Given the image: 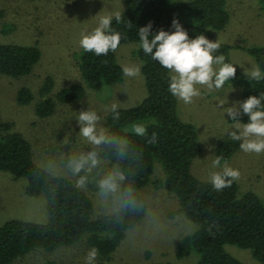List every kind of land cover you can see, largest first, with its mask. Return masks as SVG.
<instances>
[{"label":"rangeland","instance_id":"1","mask_svg":"<svg viewBox=\"0 0 264 264\" xmlns=\"http://www.w3.org/2000/svg\"><path fill=\"white\" fill-rule=\"evenodd\" d=\"M226 6L229 19L223 28L215 29L213 33L219 41L230 45L228 55L237 70H251L258 63L248 47L264 45V0H226ZM125 8V0H0V41L36 45L40 50L39 59L30 72L19 76L0 72V119L10 121L13 130L30 142L33 158L42 167L48 157L87 148L78 135L76 118L81 110H95L101 117V126L107 128L110 111L106 109L113 103L118 108L133 107L146 96L142 70L137 77L123 75L116 83H103L99 88H92L83 81L79 68L82 34L93 31L100 16H115ZM138 48L136 41L121 43L116 51L118 62L141 69ZM73 83L85 85L84 95L76 100L59 101L56 93ZM24 86L30 88L33 98L22 104L17 94ZM198 87L201 95L191 104L177 99L179 116L195 125L201 146L192 157L191 171L201 179H209L227 162L240 172L236 180L239 191H254L264 202V153H244L238 148L229 158L222 159L220 168L212 167V161L217 157V144L224 137H230L228 133L234 130L233 121L223 108L241 101L242 83L231 79L220 89ZM46 97L54 99V109L51 114L41 116L36 112V105ZM221 101L227 103L220 106ZM146 122L147 119L136 123L144 126ZM240 122L247 123L242 119ZM131 125L123 128L130 129ZM164 174L162 164L155 160L149 182L139 188L158 212L160 224L147 225L145 230L132 236L124 234L110 253L103 255L98 250L94 264H194L197 261L199 253L194 249L182 256L177 254L180 239L193 232L197 224L181 210L176 193L154 184L156 179L164 178ZM26 183V177H15L7 170H0V225L9 219L41 223L48 220L46 195L26 193ZM85 192L93 203L91 218L96 219L100 213L95 204L94 189L89 185ZM90 233L85 231L77 241L54 249L33 247L9 264H45L48 261L86 264L87 253L93 248ZM96 233L103 237L109 235L105 230ZM224 247L243 264H264L249 247L232 242H226Z\"/></svg>","mask_w":264,"mask_h":264},{"label":"trees","instance_id":"2","mask_svg":"<svg viewBox=\"0 0 264 264\" xmlns=\"http://www.w3.org/2000/svg\"><path fill=\"white\" fill-rule=\"evenodd\" d=\"M125 2L126 8L120 12L121 21L116 22L113 18L111 26L113 31L122 34L121 43H139L138 29L150 21L153 33L160 29L174 31V17L179 19L189 38L203 34L209 40L216 41L213 30L223 28L229 19L226 0ZM219 42L221 47L216 54H223L225 62L232 63L228 55L230 45ZM248 51L254 55L264 73V45L250 46ZM137 52L142 61L141 70L147 94L133 107L118 108L119 121H114L110 112L106 123L110 131L126 134L142 149L141 165L135 177L138 190L149 182L154 161L158 160L165 174L164 178L156 179L154 184L163 185L168 191L176 193L181 210L197 224L193 232L180 239L177 251L179 256L194 249L199 253L194 264H243L225 249L224 244L232 242L249 247L253 255L264 263L263 200L254 191L240 192L237 181H233L230 187L222 191H215L210 178L201 179L191 171L192 157L201 149L196 127L178 114L177 98L168 91V70L145 54L140 47ZM39 56L40 50L36 45L0 41V72L13 76L26 74L31 71ZM78 63L82 79L89 87L99 88L103 83L112 84L123 79L116 52L96 56L81 49ZM244 73L236 69L233 79L242 83L240 102L249 96L264 93V79L249 80ZM48 83L50 86V81ZM41 92L44 90L41 89ZM84 93L83 83H73L60 89L55 96L63 102L79 99ZM32 98L30 88L24 86L18 90L17 99L20 103H28ZM53 109L54 99L51 97L44 98L36 105V112L41 116L51 114ZM146 119V137L136 136L130 131L124 132V125ZM239 119L248 122L245 114ZM152 133H156L157 142L149 144L147 139ZM239 143L230 137H224L217 144V156L229 158L239 148ZM43 168L33 158L30 142L20 132L13 130L10 121L0 119V170H7L15 177H26V193H44L49 204V218L46 222L9 219L0 225V264H9L17 256L36 246L54 249L73 243L85 231L91 232L89 240L93 247L103 255L110 253L124 233L113 229L101 215L92 219L93 203L87 192L77 189L68 178H50ZM104 230L109 233L108 236L96 233ZM45 264L59 263L48 261Z\"/></svg>","mask_w":264,"mask_h":264},{"label":"clouds","instance_id":"3","mask_svg":"<svg viewBox=\"0 0 264 264\" xmlns=\"http://www.w3.org/2000/svg\"><path fill=\"white\" fill-rule=\"evenodd\" d=\"M113 18L116 22L122 19L121 13L115 16L99 17L98 26L87 34H82L80 47L96 56H106L116 52L122 40L119 31L112 30ZM150 21L138 29L139 47L154 61L168 70V91L182 101L191 104L194 98L201 95L198 86L208 90L220 89L226 82L234 79L236 68L225 62L223 54L217 55L221 45L219 40L211 41L199 34L189 38L178 18H173L174 31L163 29L152 32ZM125 77H137L141 69L136 65L122 64ZM249 80L264 79V73L258 66L245 69ZM226 102H219L220 106ZM113 114L114 121H119L118 105L113 103L106 109ZM223 112L233 121V129L228 133L233 141H239V148L244 153H264V93L249 96L243 102H236L231 107H224ZM248 116L247 123L240 122V116ZM79 126L78 135L86 142L87 148L78 152H61L56 157H48L43 171L52 179L71 178L77 189L87 191L89 185L94 189L97 211L113 229L125 235L138 234L147 225L160 224L158 212L152 207L149 199L139 192L135 177L142 160V149L135 145L126 134L110 131L101 126V117L90 108L81 110L76 118ZM140 137L147 136L145 126L133 123L130 130L124 132ZM65 140H68L67 137ZM157 142L156 133H152L147 143ZM67 144V143H65ZM223 157L217 156L212 167L220 168ZM240 172L224 163L222 170L214 172L210 181L215 191H222L238 180ZM158 229V228H156ZM98 249L93 247L86 256V264H94Z\"/></svg>","mask_w":264,"mask_h":264}]
</instances>
